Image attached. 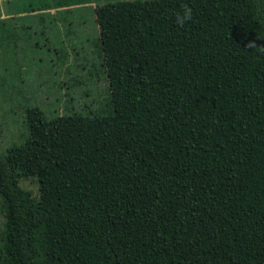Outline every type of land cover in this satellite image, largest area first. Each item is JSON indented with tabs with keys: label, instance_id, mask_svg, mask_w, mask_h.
<instances>
[{
	"label": "trees",
	"instance_id": "trees-1",
	"mask_svg": "<svg viewBox=\"0 0 264 264\" xmlns=\"http://www.w3.org/2000/svg\"><path fill=\"white\" fill-rule=\"evenodd\" d=\"M89 2L15 0L0 18V57L19 88L32 41L99 36L109 110L47 117L54 126L35 156L55 178L76 180L81 169L58 166L112 143L119 191L92 184L100 222L50 207L0 153V264H59L50 234L62 221L93 232L100 264H124L126 238L134 264H264V52L247 47L264 45V0ZM184 6L192 20L178 26Z\"/></svg>",
	"mask_w": 264,
	"mask_h": 264
},
{
	"label": "rangeland",
	"instance_id": "rangeland-1",
	"mask_svg": "<svg viewBox=\"0 0 264 264\" xmlns=\"http://www.w3.org/2000/svg\"><path fill=\"white\" fill-rule=\"evenodd\" d=\"M14 1L0 0V18L11 15ZM104 2L90 0L87 5L95 7ZM83 20L87 22L88 17L84 16ZM31 46L33 54L27 57L31 63L21 62L28 70L22 87L18 88L14 82L9 57H0V77L7 67L8 82L7 88L0 89V153L5 151L22 166L25 171L22 187L48 206L74 210L100 222L98 202L91 186L109 185L119 191L112 143L97 153L87 154V149H80L58 166L62 172L81 169L76 180L55 178L53 171L43 168L35 155L54 126V119L47 117L109 110V83L101 40L96 33L84 30L70 35L63 33L59 38L40 36ZM25 52L20 51L19 55L28 54ZM72 144L71 141V147ZM84 155H87L85 159ZM115 196L111 207L118 209L119 194ZM1 221L0 216V224ZM50 240L59 264H100L103 246L85 226L62 221L55 225ZM125 241L123 263L134 264L132 240Z\"/></svg>",
	"mask_w": 264,
	"mask_h": 264
},
{
	"label": "clouds",
	"instance_id": "clouds-1",
	"mask_svg": "<svg viewBox=\"0 0 264 264\" xmlns=\"http://www.w3.org/2000/svg\"><path fill=\"white\" fill-rule=\"evenodd\" d=\"M191 20H192V12L191 9L187 6H184L183 10L181 12H178L175 17V22L178 26H184L186 23L190 22ZM247 47L253 50L264 52V45L257 46L254 41L250 42L247 45Z\"/></svg>",
	"mask_w": 264,
	"mask_h": 264
}]
</instances>
